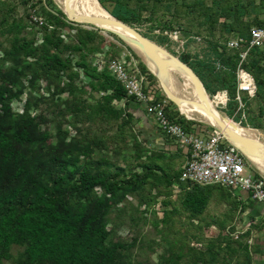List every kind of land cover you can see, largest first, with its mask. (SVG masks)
<instances>
[{"label":"trees","instance_id":"trees-1","mask_svg":"<svg viewBox=\"0 0 264 264\" xmlns=\"http://www.w3.org/2000/svg\"><path fill=\"white\" fill-rule=\"evenodd\" d=\"M98 1L107 9L112 3L111 14L133 27L153 23L152 29L179 28L185 37L204 39L214 62L182 60L208 93L228 92L229 116L240 120L247 108L264 118V49L249 48L251 30L264 27V0ZM20 4L24 14L15 0H0V264H254L255 253L264 255L249 242L263 232L264 219L252 216L250 227L239 225L253 200L243 202L218 185L182 181L181 152L141 140L134 112L140 102L108 67L96 65L108 43L104 30L70 22L54 0ZM30 4L41 6L43 25L31 22ZM238 36L247 43L230 48ZM108 46L107 58L121 56ZM247 50L243 66L258 90L244 97L240 110L237 69ZM140 66L148 71L144 62ZM24 96L22 112L16 111L13 104ZM179 122L188 129L194 123ZM160 198L162 218L155 209ZM149 212L160 240L143 233ZM126 223L128 239L118 236ZM211 227L216 237L206 234ZM146 249L158 254L157 262L142 253Z\"/></svg>","mask_w":264,"mask_h":264},{"label":"built area","instance_id":"built-area-1","mask_svg":"<svg viewBox=\"0 0 264 264\" xmlns=\"http://www.w3.org/2000/svg\"><path fill=\"white\" fill-rule=\"evenodd\" d=\"M34 3L46 5L47 0H34ZM31 7L30 4L31 22L43 25L44 18L38 14V7ZM196 40L200 38L196 37ZM246 43L245 37L238 36L231 39L228 46L240 49ZM249 44V48L264 49V27H254L251 30ZM248 51H241V61L237 69L235 100L239 103L240 110H244L246 106L244 95L254 98L258 90L253 75L243 66ZM98 57L96 65L99 70L108 67L112 75L124 85L129 96L146 104L147 117L154 118L157 131L168 139L165 151L185 153L186 162L183 166L182 181L202 186L218 185L228 189L243 202L253 200L264 204V173L258 170L221 131L210 123L190 119L178 108H174L160 81L152 78L151 70L143 71L140 66L141 61L132 54L109 59L104 52ZM221 92L226 95V101L221 105L227 108L230 101L229 94L227 91H220L217 95ZM176 111H179L180 115L173 117ZM181 118L194 122L190 129L179 122ZM252 165L258 171L246 175L248 166ZM249 242L253 244L254 238Z\"/></svg>","mask_w":264,"mask_h":264},{"label":"rangeland","instance_id":"rangeland-1","mask_svg":"<svg viewBox=\"0 0 264 264\" xmlns=\"http://www.w3.org/2000/svg\"><path fill=\"white\" fill-rule=\"evenodd\" d=\"M15 1L19 5L20 14H24V9L25 8H24V6L22 4H20L21 0H15ZM66 1H67V3L70 6H72L75 9V11L79 12L82 15H89V12L87 10V6H86L85 2H83L82 0H66ZM54 2H55V0H54ZM55 4L60 9L59 5L56 2H55ZM108 6H109L108 9L105 8L104 6L103 7L108 12H110L112 10V8H113V5H112V3H109ZM40 8H41V6L39 5L38 6V10H40ZM152 26H153V23H146L143 26H140V27H137V28H139L140 31L145 36H147L148 38H150L151 40H153L154 42H156L160 46L164 47L165 49H167L169 52H171L173 55L177 56L181 60H182V58L189 56L191 63H195L197 61H206V62H214L215 61L214 55L210 52V49H209V47H208V45H207V43L205 42L204 39L200 38V40H196V37H194V36L193 37H185L182 34V30L179 29V28H176L174 31H164V30L158 29V28L152 29ZM85 28L90 29V30L94 29L92 27H85ZM176 33H177V35H176ZM100 34H102L107 39V42H108L107 46L105 47V52H108L109 50H111V47L108 46V45L113 44L115 46V48L120 49L122 51L121 52V57L123 55H129V54H132L133 56H135L133 54V52H132L134 50L128 44H126V45L122 44L116 37L110 35L109 32L101 31ZM1 55H2V52L0 50V56ZM98 55H96V57H95L96 63H97L98 58H99ZM106 55L110 56V55H108V53H106ZM140 60L142 62H144V60L141 57H140ZM217 66L219 67L218 63H217ZM172 70H173V68L169 69V77H170L171 81L178 88L184 89L183 80L180 78V76L177 73H174ZM180 79H181V81H180ZM83 81L87 82L88 79L83 78ZM192 87H193V91H194L195 97L202 104H204L205 101H202V99L199 97V94L195 90V87H194L193 83H192ZM216 95L217 94L212 95V94L209 93V97H208V100L206 101V105L211 107L212 110H214L220 117H222L223 119L228 121L230 124L255 131L257 133V140L256 141L264 142V130L253 128V126L251 125V124H253L252 120H254L255 123H261V124L264 125V118H259L258 117L259 116L258 112L250 111L245 106L246 109H245L244 113L242 114V118L240 120L232 118L231 116L228 115L224 105H218V108H216L214 106V96H216ZM245 96L246 95H244V97ZM25 102H26V96L23 97L22 101H16L13 104L14 109L16 111L21 112ZM141 105L143 106L144 109H146V104L145 103H141ZM179 110L181 111V113L183 115L187 116L190 119H197L199 121L207 122V121H205V120H203L201 118H198V117L194 116L193 114L184 112L180 107H179ZM151 119L154 120V118H151ZM135 125H136L137 131L140 134L141 140L150 146L149 138H148V136L145 133L144 125L141 122H139V121H136ZM71 135H74V133L72 132ZM150 147H152V146H150ZM162 150H165V148H162ZM255 158L258 161H260L262 164L264 163V160L262 158H260L258 156H255ZM185 161H184V158H183V163ZM250 162L257 168V166L251 160H250ZM253 165L252 166H248V168L246 170V175H249L252 172H257L258 171L257 170L258 168L256 169ZM123 166H124V164H123ZM137 170L141 171V168H138ZM260 171L262 173H264V171H262V170H260ZM179 195H180V188L176 187L175 191H174V199L177 200ZM130 200L135 206H138V201H137L136 198L131 197ZM251 201L252 200H248L246 202L249 203ZM252 205H255V203H249V206H252ZM218 208H219V210H221L223 212V210H225V205H223L221 207H218ZM251 208L252 207H249L246 210V212H244L242 214V217L239 218V225L241 227H245V228L250 227L251 217L252 216L249 214V212H251L252 209H253V208L252 209ZM155 209L158 212L159 217L162 218L165 208H164V206L161 203V198H160L159 203L157 204ZM144 210H145L144 206L140 207V211H144ZM254 215H255V218H256V222L261 220V214H260L259 210L255 211ZM151 216H152V214L149 212L148 213L149 220H148V222L146 224L143 225V228H142L143 229V233L145 235L149 236V240L150 241L151 240H156V238H157V240H160L161 237L157 235L158 233L154 229L153 219H152ZM131 234L132 233H131V230H130V227H129L128 223H126L125 225H122V226L120 225V227L118 229V236L119 237L128 239V238L131 237ZM206 234L209 237H216L219 234V231H218V229L216 227H211V228L206 230ZM257 238H260L261 240L262 239L264 240V230L261 233L258 232V231L255 232V235H254V242L255 243H253L255 245L259 244L258 241L256 240ZM142 253L145 254V255L151 254V258H150L151 261L152 262H157V260H158V254L157 253H154L153 251L148 250V249L143 250ZM7 264H10V263H7Z\"/></svg>","mask_w":264,"mask_h":264},{"label":"water","instance_id":"water-1","mask_svg":"<svg viewBox=\"0 0 264 264\" xmlns=\"http://www.w3.org/2000/svg\"><path fill=\"white\" fill-rule=\"evenodd\" d=\"M67 16V19L76 24H81L85 27L99 28L106 32H110L118 36L122 41L130 46V43L139 47L145 56L150 59L156 66V72H152L157 79L162 84V87L167 95V97L173 102L177 108L179 109L181 100H179L172 93L169 86V69H176L185 75L189 76L198 91L199 97L202 101H205L202 106L210 115L213 116L216 124L210 123L212 126L216 127L219 131H221L224 136L249 159L250 155H255L264 158V142H258L252 140L244 135H241L235 131H233L224 121H222L218 116H216L215 112L212 111L211 107L206 105V101L208 100L209 93L199 77V75L194 71V69L184 61H182L177 56L173 55L164 47L160 46L147 36H145L139 28L133 27L113 15L111 18H103L96 17L90 15H73L66 11H63ZM107 26H115L118 28H122L132 35L133 38H128L127 36L112 30L111 28H107ZM131 47V46H130ZM132 48V47H131ZM147 65V63L144 61ZM150 70L149 66L147 65ZM209 123V122H208Z\"/></svg>","mask_w":264,"mask_h":264},{"label":"bare ground","instance_id":"bare-ground-1","mask_svg":"<svg viewBox=\"0 0 264 264\" xmlns=\"http://www.w3.org/2000/svg\"><path fill=\"white\" fill-rule=\"evenodd\" d=\"M82 1L85 2L90 16L111 18L112 14L110 12H108L98 0H82ZM55 2L59 5V7L62 11H66V12L73 14V15H82L79 12L75 11V9L72 6H70L66 0H55ZM107 28H111L112 30L117 31V32L127 36L128 38H133L130 33L123 30L122 28H118L115 26H107ZM130 46L139 55V57H141L147 63L150 70L152 72H156L157 69H156L155 64L145 56L143 51L139 47L133 45L132 43H130ZM174 70L180 75V77L182 78V80L184 82V89L178 88L171 81L170 77H169V82H168L172 93L175 95V97H177L179 100H181L180 108L184 112L193 114L194 116L201 118V119H203L209 123H213V124L215 123L216 124L215 120L213 119V116L210 115L208 112H206V110L202 106V103L195 97L193 87H192V83H191L189 77L187 75H185L184 73L176 70V69H174ZM193 85H194V83H193ZM194 87H195V85H194ZM195 90L197 91L196 87H195ZM197 93H198V91H197ZM225 101H226V95L224 93H219L217 95V97L214 99V106L216 108H218V105L224 104ZM212 111L215 112L214 110H212ZM215 114L222 121H224L233 131H235L241 135H244V136H246L252 140H255V141L257 140V133L255 131L232 125L228 121H226L225 119L220 117L216 112H215ZM260 158H262L264 160L263 157H260ZM249 160H251L257 166L258 170L260 169V170L264 171V163L262 164L260 161H258L255 158V155H250Z\"/></svg>","mask_w":264,"mask_h":264},{"label":"crops","instance_id":"crops-1","mask_svg":"<svg viewBox=\"0 0 264 264\" xmlns=\"http://www.w3.org/2000/svg\"><path fill=\"white\" fill-rule=\"evenodd\" d=\"M134 112L137 115V118L140 119L141 123L144 125L145 133L149 138L150 146H152L153 148L166 149L168 139L163 134L157 131L155 121L147 117L146 109L143 108L141 103L138 109H136ZM180 152L186 158L185 153L182 151ZM253 203H255V205H253L254 207H252L254 210L251 208L252 211L249 212V214L251 216H255L254 215L255 211L259 210L261 214V218L264 219V204L258 203L256 201ZM256 240L260 244L259 245L260 248L264 249V240L263 239L261 240L260 238H257ZM254 259H255L254 264H264V255H262L260 252L254 254Z\"/></svg>","mask_w":264,"mask_h":264}]
</instances>
